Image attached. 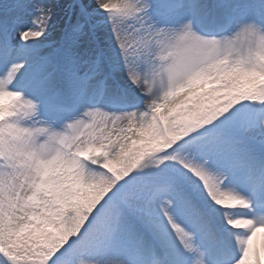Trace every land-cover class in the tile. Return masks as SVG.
I'll use <instances>...</instances> for the list:
<instances>
[{
    "label": "snow or ice",
    "instance_id": "6c2138e0",
    "mask_svg": "<svg viewBox=\"0 0 264 264\" xmlns=\"http://www.w3.org/2000/svg\"><path fill=\"white\" fill-rule=\"evenodd\" d=\"M0 264H264V0H0Z\"/></svg>",
    "mask_w": 264,
    "mask_h": 264
}]
</instances>
